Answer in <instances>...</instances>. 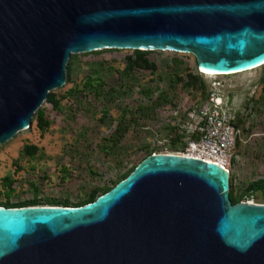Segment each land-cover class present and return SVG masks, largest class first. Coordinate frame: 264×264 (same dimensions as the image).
Masks as SVG:
<instances>
[{
	"label": "water",
	"instance_id": "95a60500",
	"mask_svg": "<svg viewBox=\"0 0 264 264\" xmlns=\"http://www.w3.org/2000/svg\"><path fill=\"white\" fill-rule=\"evenodd\" d=\"M106 48L247 70L264 61V0H0V144L30 128L72 54ZM0 264H264V204L231 203L214 163L154 153L83 205L0 206Z\"/></svg>",
	"mask_w": 264,
	"mask_h": 264
},
{
	"label": "rangeland",
	"instance_id": "374dc122",
	"mask_svg": "<svg viewBox=\"0 0 264 264\" xmlns=\"http://www.w3.org/2000/svg\"><path fill=\"white\" fill-rule=\"evenodd\" d=\"M211 94L231 98L240 130L229 197L264 204V65L205 76L192 53L106 48L72 54L65 84L48 93L30 128L0 144V206L95 200L147 156L184 147Z\"/></svg>",
	"mask_w": 264,
	"mask_h": 264
},
{
	"label": "built area",
	"instance_id": "2783aa9c",
	"mask_svg": "<svg viewBox=\"0 0 264 264\" xmlns=\"http://www.w3.org/2000/svg\"><path fill=\"white\" fill-rule=\"evenodd\" d=\"M231 102L211 94L194 113L195 122L186 138L188 141L175 154L204 162L209 160L227 168L240 133L236 114L230 109Z\"/></svg>",
	"mask_w": 264,
	"mask_h": 264
},
{
	"label": "bare ground",
	"instance_id": "6f19581e",
	"mask_svg": "<svg viewBox=\"0 0 264 264\" xmlns=\"http://www.w3.org/2000/svg\"><path fill=\"white\" fill-rule=\"evenodd\" d=\"M263 65H264V61L261 62L260 64L258 63L257 65H255V67L247 69V70H243V71H226V72H216V71H213V70H210V69H206V68L200 67L199 68V72L202 75H205V76H215V75H220V74H222V75H230V74L242 73V72L249 71V70H254V69H257V68H259V67H261ZM162 154H166V153H162ZM205 162L213 163V162H211L209 160H207ZM214 164L220 166L223 170L226 171L227 174H229L228 169L226 167L222 166L220 163H214ZM249 202L250 203H254V202H251V201H249ZM30 207H33V206H30Z\"/></svg>",
	"mask_w": 264,
	"mask_h": 264
},
{
	"label": "trees",
	"instance_id": "16d2710c",
	"mask_svg": "<svg viewBox=\"0 0 264 264\" xmlns=\"http://www.w3.org/2000/svg\"><path fill=\"white\" fill-rule=\"evenodd\" d=\"M38 111V110H37ZM38 114H41V112H38ZM116 184V183H115ZM109 189H111V188H106V190L104 191V192H107ZM249 195H251V194H249ZM248 196H246L244 199L245 200H243V201H247L248 200V198H247ZM230 201H231V203H237V202H239L240 200L237 198V197H235L234 195H232L231 193H230ZM92 200H94L93 198H90V200L89 201H92ZM36 201H32L31 203H35ZM88 202V201H87ZM85 203V202H84ZM84 203H82V204H84ZM7 204V203H6ZM34 205H36V204H34ZM57 205V204H56ZM77 205H79V204H76L75 206H77ZM81 205V204H80ZM21 206V205H20ZM22 206H27V205H22ZM29 206V205H28ZM58 206V205H57ZM59 206H69V205H66V203H63V205H59Z\"/></svg>",
	"mask_w": 264,
	"mask_h": 264
}]
</instances>
